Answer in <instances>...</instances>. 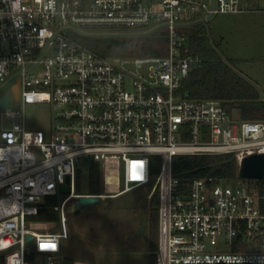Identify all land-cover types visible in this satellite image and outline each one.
I'll return each mask as SVG.
<instances>
[{"label":"built area","instance_id":"obj_1","mask_svg":"<svg viewBox=\"0 0 264 264\" xmlns=\"http://www.w3.org/2000/svg\"><path fill=\"white\" fill-rule=\"evenodd\" d=\"M255 10L249 0H0V91L20 76L24 106H53L49 135L28 129L25 111L0 109V264H64L71 200L141 187L160 192L158 264H264L254 178L174 171L176 156L233 154L239 174L246 156L264 153V120L181 90L202 63L190 47L193 21ZM87 27L166 30V52L108 57L69 32ZM93 161L107 169L105 184L118 179L116 190L77 191ZM48 196H58L59 218L38 220Z\"/></svg>","mask_w":264,"mask_h":264},{"label":"rangeland","instance_id":"obj_2","mask_svg":"<svg viewBox=\"0 0 264 264\" xmlns=\"http://www.w3.org/2000/svg\"><path fill=\"white\" fill-rule=\"evenodd\" d=\"M254 2L260 12H219L206 16L203 23L212 43L226 59L234 60L235 69L239 73L258 85L264 99V0ZM82 30L85 33L69 32L85 47L108 57L123 55L128 50L139 51L141 47L155 42L151 37L166 31L159 29L148 35H124L143 30L107 27H87ZM134 54L127 52L125 55ZM7 91L11 92L12 108L25 111L27 128L43 129L49 135L53 127L52 104L35 102L24 106L20 76L10 81L0 91V96ZM12 122V118L3 117L5 126H11ZM81 165L86 168L88 163L84 161ZM102 170V191L116 190L118 179L110 175L105 184L108 171L105 167ZM81 177L86 186L88 172L83 171ZM70 185L68 182L62 184V198L70 192ZM149 194L148 187L135 188L118 196L107 197L82 212H69V236L65 241L64 264H148ZM54 197L58 202V196Z\"/></svg>","mask_w":264,"mask_h":264},{"label":"trees","instance_id":"obj_3","mask_svg":"<svg viewBox=\"0 0 264 264\" xmlns=\"http://www.w3.org/2000/svg\"><path fill=\"white\" fill-rule=\"evenodd\" d=\"M190 47L202 58V63L193 68L183 80L181 90L191 98L221 99L227 108L238 118L248 120H264V99L258 85L235 69L232 59H226L212 43L208 30L199 21L189 28ZM149 37V36H147ZM165 33L151 37L154 43L143 46L139 51H127L141 54H161L164 47ZM155 38V39H154ZM122 53L125 56L127 53ZM160 162V158L155 157ZM238 161L233 154L217 155H180L174 157V171L178 175L202 176L216 175L222 178L239 177ZM160 169L158 163L155 170ZM185 172V174H184ZM82 172H79L77 191L99 193L102 191L103 170L99 161L91 162L88 173V184L82 182ZM250 183L258 187V192L264 194V178L252 179ZM85 188L87 189L85 191ZM56 198L48 196L36 216L38 220H57L59 212L54 209ZM160 192L156 191L150 200L149 212V249L148 264H158L160 248Z\"/></svg>","mask_w":264,"mask_h":264},{"label":"water","instance_id":"obj_4","mask_svg":"<svg viewBox=\"0 0 264 264\" xmlns=\"http://www.w3.org/2000/svg\"><path fill=\"white\" fill-rule=\"evenodd\" d=\"M211 14L210 16H212ZM209 16V17H210ZM200 20H195L193 23H197ZM154 29L140 32V33H123L124 35H148L153 32ZM120 33H114L113 35H118ZM12 97L11 92L7 91L0 98V109H6L11 107ZM239 174L244 178H254L262 179L264 178V153H256L248 155L244 158L242 166L240 168ZM69 179V178H68ZM100 196H76L74 197L69 205V212L79 213L92 206H95L101 202ZM29 239L32 238L31 235L28 236ZM34 247L35 244H32Z\"/></svg>","mask_w":264,"mask_h":264},{"label":"snow or ice","instance_id":"obj_5","mask_svg":"<svg viewBox=\"0 0 264 264\" xmlns=\"http://www.w3.org/2000/svg\"><path fill=\"white\" fill-rule=\"evenodd\" d=\"M134 178L139 179L140 177L139 176H135ZM41 247H43V248H55V245L49 243V244H43V245H41Z\"/></svg>","mask_w":264,"mask_h":264},{"label":"crops","instance_id":"obj_6","mask_svg":"<svg viewBox=\"0 0 264 264\" xmlns=\"http://www.w3.org/2000/svg\"><path fill=\"white\" fill-rule=\"evenodd\" d=\"M250 2H251V4L256 8V6L254 5V4H256L255 2H254V0H249ZM254 2V3H253ZM258 6V5H257ZM255 11H259L260 12V8H256V10Z\"/></svg>","mask_w":264,"mask_h":264}]
</instances>
